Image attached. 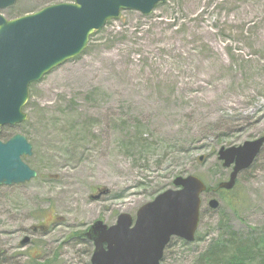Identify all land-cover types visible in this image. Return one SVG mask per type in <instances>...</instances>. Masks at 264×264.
Instances as JSON below:
<instances>
[{"label":"rangeland","instance_id":"1","mask_svg":"<svg viewBox=\"0 0 264 264\" xmlns=\"http://www.w3.org/2000/svg\"><path fill=\"white\" fill-rule=\"evenodd\" d=\"M72 2L15 0L0 15ZM24 113L26 122L0 136L26 138L32 157L23 160L38 176L0 187V264H90L93 247L77 234L120 214L134 219L176 177L211 188L227 181L218 150L264 136V0H166L147 17L124 11L79 58L29 88ZM98 190L106 193L92 201ZM222 216L240 234L263 231L264 146L234 192L202 196L200 241L173 239L161 264H193ZM41 221L52 224L44 234Z\"/></svg>","mask_w":264,"mask_h":264},{"label":"water","instance_id":"2","mask_svg":"<svg viewBox=\"0 0 264 264\" xmlns=\"http://www.w3.org/2000/svg\"><path fill=\"white\" fill-rule=\"evenodd\" d=\"M15 0H0V9ZM165 0H74L47 6L13 20L0 15V128L15 127L26 121L23 112L29 86L80 56L89 37L123 11L149 16ZM264 146V136L238 146L222 147L217 159L230 169L228 180L217 190L229 191L240 173L248 170ZM32 156V146L16 134L0 141V187L25 184L36 178L22 157ZM202 160V158H199ZM173 189L158 194L142 205L133 219L120 214L115 224L94 222L84 234L93 244L90 264H160L172 238L193 243L199 224L201 195L207 191L196 176L177 177ZM106 192L90 197L96 201ZM219 202L210 199L208 208L217 210ZM25 240L24 243H26Z\"/></svg>","mask_w":264,"mask_h":264},{"label":"trees","instance_id":"3","mask_svg":"<svg viewBox=\"0 0 264 264\" xmlns=\"http://www.w3.org/2000/svg\"><path fill=\"white\" fill-rule=\"evenodd\" d=\"M25 107H27V105ZM10 137L11 136L8 135L0 136V138H2V142H6ZM216 186L217 184L213 188ZM207 189H210L209 191H211V187L207 186ZM235 189L236 185L230 191L220 190L218 193L225 195L226 193L234 192ZM158 193H160V191H158ZM44 213L45 212H42L41 216H44ZM39 225L38 232L44 234L47 232V228H49V226L52 224L49 225V223H44V221H41V224ZM217 230L219 233L214 238H211L203 251H200L196 254L193 264H264V228L263 231H257L256 229L252 228L249 229V232L246 234H240L234 230L228 221L222 216L219 219ZM77 235L81 238V240L87 241L84 236H82V234ZM200 239L201 236L195 237L194 242L197 243L200 241ZM179 241L184 246L190 245L181 240ZM87 243L89 242L87 241ZM170 244L171 242L167 247H169ZM163 259L161 263L163 262ZM29 264L41 263H38L34 258H31ZM46 264H49V262Z\"/></svg>","mask_w":264,"mask_h":264}]
</instances>
